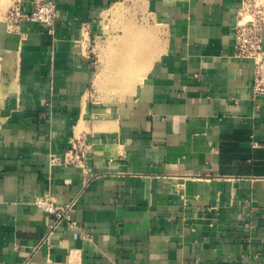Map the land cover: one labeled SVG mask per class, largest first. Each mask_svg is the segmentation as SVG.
<instances>
[{
	"label": "crops",
	"instance_id": "1",
	"mask_svg": "<svg viewBox=\"0 0 264 264\" xmlns=\"http://www.w3.org/2000/svg\"><path fill=\"white\" fill-rule=\"evenodd\" d=\"M35 1L0 0V264H264V97L235 57L245 0H53V33L9 26ZM119 4L162 27L154 60L135 23L103 40ZM74 141L85 168L51 166ZM46 196L75 202L77 225L47 242Z\"/></svg>",
	"mask_w": 264,
	"mask_h": 264
},
{
	"label": "built area",
	"instance_id": "2",
	"mask_svg": "<svg viewBox=\"0 0 264 264\" xmlns=\"http://www.w3.org/2000/svg\"><path fill=\"white\" fill-rule=\"evenodd\" d=\"M9 26L17 28L22 21H31L48 26L53 33L56 25L61 20L57 4L53 0H36L33 9L23 11L20 6L11 7L6 13ZM235 57L237 59L251 60L254 64L252 83V98L257 100L264 97V11L258 9L254 0H245L237 16L235 27ZM88 146L82 142L74 141L63 158H50L51 166H75L85 168L87 162ZM35 205L53 216L45 242L56 232L62 223L77 228L71 219L70 211L75 202L66 205L57 204L52 198L46 196L36 198Z\"/></svg>",
	"mask_w": 264,
	"mask_h": 264
},
{
	"label": "rangeland",
	"instance_id": "3",
	"mask_svg": "<svg viewBox=\"0 0 264 264\" xmlns=\"http://www.w3.org/2000/svg\"><path fill=\"white\" fill-rule=\"evenodd\" d=\"M256 5L258 9H261L262 11H264V6L260 3L259 0ZM144 21H146L144 17H137V19H134V17H129L128 9H126L121 15L111 18V20L109 21V27H108V30L111 31V35L109 33H106L107 37L103 38V40L107 42L106 44L111 42L112 46H114L113 44L117 45V43L122 42V40H125V38L131 34L125 30L124 26L135 23L138 29V32L135 35V40L138 46L143 45L144 43H147L148 49H149L150 45H152V47L154 48L153 50V54H154L153 60H154L155 46L160 45V43L163 41V31L160 29L162 27L160 25H157L156 22L154 21H149V20H147L146 22ZM144 25H147V27L152 31V34L151 33L146 34L144 32H141L142 29L144 28ZM151 35L153 38L152 37L149 38ZM102 42H103L102 39L99 38L96 40V43H93L92 45L97 46L99 44H102ZM144 53H145V48H143L142 51H139V56L140 55L144 56L145 55ZM142 73H144V71Z\"/></svg>",
	"mask_w": 264,
	"mask_h": 264
},
{
	"label": "bare ground",
	"instance_id": "4",
	"mask_svg": "<svg viewBox=\"0 0 264 264\" xmlns=\"http://www.w3.org/2000/svg\"><path fill=\"white\" fill-rule=\"evenodd\" d=\"M126 8L128 9V7H126L125 6V4L124 5H121V4H119V5H117L114 9H113V13L111 12V14H116V15H120V14H122L125 10H126ZM142 9L143 8H138L137 9V12L139 13V12H142ZM130 12V11H129ZM142 32H144L145 33V31H142ZM150 33V32H149ZM147 34V33H146ZM145 34V35H146ZM149 35V34H148ZM154 36V35H153ZM153 38V37H152ZM144 45V44H143ZM132 54V53H131ZM133 54H135V52H133ZM132 54V57H134L135 55H133ZM138 54V56H139V52L137 51L136 52V55ZM116 68H120V66H117ZM116 68H112L114 71H113V73H112V76H114V79H118V77H120V71L119 70H116ZM126 68V67H125ZM129 69V68H128ZM132 69V68H131ZM128 72V71H127ZM121 73H123V70L121 71ZM124 73H125V71H124ZM127 73H125V75H126ZM124 75H121V77H123ZM121 80H123V79H121ZM102 83V82H101Z\"/></svg>",
	"mask_w": 264,
	"mask_h": 264
}]
</instances>
